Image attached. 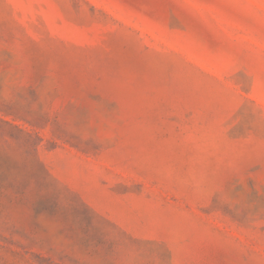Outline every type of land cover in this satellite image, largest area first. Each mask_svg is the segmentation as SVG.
<instances>
[{
  "label": "rangeland",
  "instance_id": "rangeland-1",
  "mask_svg": "<svg viewBox=\"0 0 264 264\" xmlns=\"http://www.w3.org/2000/svg\"><path fill=\"white\" fill-rule=\"evenodd\" d=\"M0 264H264V0H0Z\"/></svg>",
  "mask_w": 264,
  "mask_h": 264
}]
</instances>
